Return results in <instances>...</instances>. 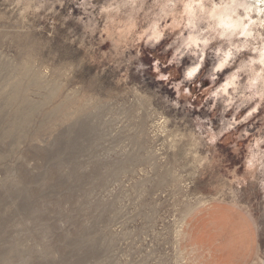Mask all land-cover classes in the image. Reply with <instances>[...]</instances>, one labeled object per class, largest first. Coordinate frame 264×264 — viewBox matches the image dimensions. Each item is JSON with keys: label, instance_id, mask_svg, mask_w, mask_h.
<instances>
[{"label": "rangeland", "instance_id": "obj_1", "mask_svg": "<svg viewBox=\"0 0 264 264\" xmlns=\"http://www.w3.org/2000/svg\"><path fill=\"white\" fill-rule=\"evenodd\" d=\"M188 2L0 0V264H196L185 228L213 204L249 217L264 264L254 54L220 70L228 41Z\"/></svg>", "mask_w": 264, "mask_h": 264}, {"label": "bare ground", "instance_id": "obj_2", "mask_svg": "<svg viewBox=\"0 0 264 264\" xmlns=\"http://www.w3.org/2000/svg\"><path fill=\"white\" fill-rule=\"evenodd\" d=\"M170 1L173 2V0ZM195 1L189 0L188 2L187 14L189 15L190 24H195V20L200 18V14L205 15L211 30L214 31L213 37L228 41L227 48L225 50L221 49L223 50V56L221 55L222 61L219 64V69L225 70L226 63L235 57L238 52L251 51L254 55L242 64L241 68L247 73L248 84L255 87L258 94H264V63L261 62L264 61V0H219V2L208 0L210 6L201 4L204 0H199L197 8L193 7ZM196 27L198 28V25ZM196 30L198 32L201 29ZM204 33L202 34L204 35ZM198 41L197 37L193 38L195 44ZM209 41L210 38L204 40L205 43ZM193 69L196 70L192 75L194 76L198 71L197 66L188 69L187 75ZM235 79H237V76L234 74L231 83L227 86L236 85ZM23 93L22 84L17 81L12 88L11 103L22 105ZM16 115V118L22 120V124L28 119V115H23L20 110L16 111Z\"/></svg>", "mask_w": 264, "mask_h": 264}, {"label": "crops", "instance_id": "obj_3", "mask_svg": "<svg viewBox=\"0 0 264 264\" xmlns=\"http://www.w3.org/2000/svg\"><path fill=\"white\" fill-rule=\"evenodd\" d=\"M185 229L186 252L196 264H251L257 252L255 226L227 204L197 210Z\"/></svg>", "mask_w": 264, "mask_h": 264}, {"label": "clouds", "instance_id": "obj_4", "mask_svg": "<svg viewBox=\"0 0 264 264\" xmlns=\"http://www.w3.org/2000/svg\"><path fill=\"white\" fill-rule=\"evenodd\" d=\"M261 62L264 63V61H261ZM195 71H196L195 69H193L192 71H190V72L188 73V76L191 77Z\"/></svg>", "mask_w": 264, "mask_h": 264}]
</instances>
